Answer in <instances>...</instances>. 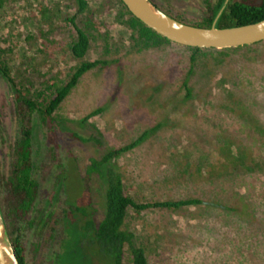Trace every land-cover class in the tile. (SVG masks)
<instances>
[{
	"label": "rangeland",
	"instance_id": "1",
	"mask_svg": "<svg viewBox=\"0 0 264 264\" xmlns=\"http://www.w3.org/2000/svg\"><path fill=\"white\" fill-rule=\"evenodd\" d=\"M85 1L88 8L79 13L75 0H0V58L17 83L30 81L33 96H48L78 65L70 50L74 16L91 38L87 60L109 62L81 78L54 122L35 119L33 176L39 196L20 223L26 264H112L95 248L77 251L103 189L102 180L88 177L86 170L92 159L158 125L118 160L131 193L143 202L199 198L227 206L238 201L249 206L253 219L206 206L132 211L126 226L150 264H264V166L226 179L209 175L222 145H242L264 161V42L205 51L191 72L193 53L187 47L171 43L138 50L127 26L130 16L118 0ZM153 1L188 21L205 15V0ZM187 79L190 95L183 87ZM14 96L0 74V166L5 169L19 133ZM98 109L100 114L82 123ZM97 130L102 144L88 141ZM46 216L41 230L38 224ZM101 218L96 212L95 221Z\"/></svg>",
	"mask_w": 264,
	"mask_h": 264
},
{
	"label": "trees",
	"instance_id": "2",
	"mask_svg": "<svg viewBox=\"0 0 264 264\" xmlns=\"http://www.w3.org/2000/svg\"><path fill=\"white\" fill-rule=\"evenodd\" d=\"M75 1L79 5L78 12L84 13L88 8L87 2L85 0ZM118 1L130 16L127 26L132 31V38L138 50L171 44L170 41L161 37L136 19L121 0ZM225 1L205 0V15L196 22L188 21L183 16L174 15L163 9L160 5L154 4L164 13L184 24L211 28ZM263 19L264 0L260 3L248 2L246 0H230L217 22V27L232 28L256 23ZM76 21V16L69 19L76 32V38L70 50L72 56L79 63L69 75L68 80L62 86L56 87L54 91H50L48 96L43 93L38 94L37 97L33 96L30 81L25 80L22 84L17 83L16 79L11 76V70L8 68V65L6 66V63L0 58V73L3 79L9 83L15 94L14 112L19 122V133L11 147L8 169L0 166V209L20 264H26V248L21 238L20 223L28 220L39 196V183L33 176L35 119L39 117L42 122L47 124L54 122L60 106L76 88L81 78L99 66L105 68L109 65V62L106 60H87L91 49V38L88 32L80 27ZM188 49L193 53L191 72L197 66V56L199 54L204 55L205 51L223 52L231 50ZM188 82L189 79L185 80L183 87L186 89L187 95H190ZM101 112L102 109L94 111L82 123H86L88 119ZM160 126L158 125L146 130L141 136L128 144L108 149L100 159L91 160L86 170L87 176H98L102 180V196L99 199V210L96 211L95 209V213L89 219V224L85 227L84 240L79 242L77 251H87L95 248L98 256L102 259H112V264H124L126 255L129 260L128 264H150L145 248L138 242L136 234L126 226V222L132 211L137 213L151 209L178 211L206 206L208 209L217 208L237 214L242 219L250 220L252 218L253 214L249 206L242 205L243 207L241 206V208L238 201L230 204L231 206L228 204L225 206V204L216 203L215 201L207 202L199 198L164 199L143 202L137 195L131 193L125 184L118 160L125 154L141 146ZM97 132L98 136H92L88 141L102 144L101 138L103 135L99 130ZM73 136L79 137L77 134H73ZM222 146L219 151L221 158L215 164H212L209 169V175L214 178L226 179L234 173H251L264 166V161L261 157L259 158L250 150L244 149L242 145L234 146L233 144H229L227 147ZM240 198V201L244 203V198L242 196ZM98 211L101 212L102 218L96 222L95 214ZM47 217L49 216L43 218L42 223L38 224L41 230L46 225ZM28 224L31 228L35 225L37 226L34 220L29 221Z\"/></svg>",
	"mask_w": 264,
	"mask_h": 264
},
{
	"label": "water",
	"instance_id": "3",
	"mask_svg": "<svg viewBox=\"0 0 264 264\" xmlns=\"http://www.w3.org/2000/svg\"><path fill=\"white\" fill-rule=\"evenodd\" d=\"M145 26L173 44L200 49H231L264 42V19L232 28H218L217 22L230 0H226L211 28L184 24L164 13L151 0H121ZM0 264H20L0 209Z\"/></svg>",
	"mask_w": 264,
	"mask_h": 264
},
{
	"label": "flooded vegetation",
	"instance_id": "4",
	"mask_svg": "<svg viewBox=\"0 0 264 264\" xmlns=\"http://www.w3.org/2000/svg\"><path fill=\"white\" fill-rule=\"evenodd\" d=\"M153 3H155L153 0H151ZM155 4H157V3H155ZM1 74V73H0Z\"/></svg>",
	"mask_w": 264,
	"mask_h": 264
}]
</instances>
